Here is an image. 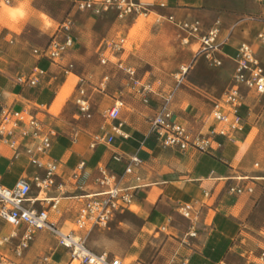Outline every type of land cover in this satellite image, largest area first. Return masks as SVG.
I'll use <instances>...</instances> for the list:
<instances>
[{
	"label": "crops",
	"instance_id": "crops-1",
	"mask_svg": "<svg viewBox=\"0 0 264 264\" xmlns=\"http://www.w3.org/2000/svg\"><path fill=\"white\" fill-rule=\"evenodd\" d=\"M39 1L41 0H12L10 7H0V111L4 107L27 110L32 115H36L46 129L54 133L51 158L59 166L57 183L63 184L62 189L54 188L46 195L39 197V202L27 204L26 207L35 209L48 207L50 220L54 222L58 217L62 227H59L57 222L54 223L63 231L68 222L73 221L75 224L78 220L80 211L87 201L85 196L104 190L96 183L100 176V168L108 166L111 162L125 167L124 162L113 161L116 153L123 155L125 161L130 156L136 155L142 160L143 165L136 169L134 174L123 177L122 169L119 179L121 188L136 190L135 206L139 207V211L120 210L106 230L111 228L118 215L130 212L142 221V232L163 233L167 242H182L190 246L191 250L182 256V261L188 259L193 264H250L246 263L245 255L256 254L252 260L257 264V258L264 252V236L256 238V235L264 233V96H259L246 88L242 89L246 96L240 108L243 116L242 129L228 137L213 138L212 147L208 153L194 149L182 152L178 149L164 148L158 138L149 133V122L155 110L163 102L161 97L167 96L165 89L150 96L149 106L141 105L136 100L132 106L125 102L120 121L123 122L122 133L126 138L117 135L113 144L100 141L93 147L96 138H104L111 133L112 122L103 121V115L113 106L114 99L118 96L112 93L110 94L112 97H108L105 88H111L112 84L109 82L105 86L102 80L93 91L104 93L111 102L102 99V106L95 109L92 105L94 93L88 94L87 90L88 99L92 103L91 118L87 119L78 113L76 122L69 123L64 119V106L66 103L75 105L79 87L87 84L85 80H82V83L76 84L78 87L74 89L75 93L72 90L68 91L66 103L57 107L58 113L51 112L57 100L61 98V90L68 83L70 75L78 80L80 76L74 73L67 74L63 67L48 61L38 62L33 55L34 48L45 47L54 37L62 38L59 34V26L62 22L51 29L44 26L41 19L43 9L38 4ZM45 1L70 2L71 11L67 17L73 19L74 27L79 25V18H84L77 14H84L88 20L93 21L91 22L93 24L101 18H111L113 26L110 33L118 27L129 33V30L135 26L132 38L134 41L149 24L151 26L148 28L149 32L153 33L155 41L165 40L166 29L175 28L177 37L175 40L181 37L182 45L190 46L191 49L199 48L201 35L218 28L217 43L221 45V48L214 54V58L221 61L222 65L216 67L215 77L220 87L226 85L223 93L232 83L236 66L235 58L242 44L247 43L254 47L264 68V45L258 39L260 34L264 35V0L262 2L256 0H140L145 3L165 2L167 7L164 9L152 8L151 15L154 14L158 19L162 17L159 22L158 19L151 20L149 18L151 15L141 20L132 16L123 22L114 14L96 18L89 13L76 11L72 7V0ZM23 3H26L25 18L16 22L2 14L4 8L19 7ZM168 17H172L173 21H169ZM88 20L85 19V26L82 25L86 33H83L84 36L80 41L75 36L73 27L75 48L65 57L64 65L73 63L76 66L77 61H86L87 53L83 42L85 38L92 36ZM195 22H199L201 26L200 33L196 35H189L179 26V24ZM123 38L128 42V35ZM114 39L107 36L100 41L97 49L99 58L106 57L110 61L123 60L116 57L121 52L113 53L109 49V43L116 41ZM111 56L114 59H111ZM201 57L194 54L191 63L194 61L197 65V62L203 59L206 65L211 66L209 61ZM37 64L45 70L39 85L35 89H30L17 84L16 79L20 76H28ZM127 64L133 66L130 63ZM107 66L116 68L112 63ZM199 66L202 69L203 65ZM102 83L104 88L100 89ZM180 94L182 95L177 98L174 96L175 100L170 104L175 122L185 126L193 135L207 134L215 124L213 121L205 123L204 115L211 113L213 104L222 94L215 99L210 112L206 114L201 111L203 108L200 109L199 106L195 108L193 104H201L200 107H203L207 98H212V94L195 90L192 92L190 87H184ZM16 135H19L18 131ZM20 144L22 145L19 149L21 155L17 157L15 150L0 142V186L13 188L19 180L31 179L35 172L23 148L31 144V140H21ZM82 162L86 166L85 174L82 175L84 184L80 187L81 184L73 181L71 176ZM236 185L253 187L254 193H246L242 196L230 194L229 188ZM37 195L38 191L33 186L31 197L34 199ZM56 197L60 201L58 211L50 209L48 201ZM183 204L194 205L198 230L196 238H186L190 222L182 218L178 212V208ZM74 211L75 217L71 219ZM25 229L22 226L14 231L0 220V237L13 233L17 235L10 244L0 249L9 257L12 264H35L39 258L49 257L39 253L42 243L39 241L43 237L42 230L35 233L30 248L24 252L23 256L15 257L13 250ZM38 232L40 233L37 234ZM53 237L58 243L57 238ZM60 248L64 251L63 255L62 252L56 255L51 254V264H62L64 257L67 258L66 264H69L67 250Z\"/></svg>",
	"mask_w": 264,
	"mask_h": 264
},
{
	"label": "built area",
	"instance_id": "built-area-1",
	"mask_svg": "<svg viewBox=\"0 0 264 264\" xmlns=\"http://www.w3.org/2000/svg\"><path fill=\"white\" fill-rule=\"evenodd\" d=\"M262 2L263 0H256ZM12 0H0V7H10ZM72 7L82 13H89L93 17L99 18L114 14L116 18L123 21L129 17L146 19L152 14V8H166L165 2L145 3L140 0H72ZM162 17H159L158 22ZM173 21L172 17H168ZM180 28L189 35L200 33V23L179 24ZM74 22L71 17H67L59 26L61 37H54L42 48H34L33 55L38 62L48 61L52 64L63 67L67 74H73L75 65L69 63L64 65V59L71 50L75 48V39L73 37ZM219 29L214 28L200 37V46L197 56L204 57L214 67H220L222 62L214 58V54L221 48L217 43ZM258 39L264 45V35L260 34ZM127 40L119 38L109 43V49L113 53H119L126 49ZM102 66L112 63L118 70L123 71L129 78L130 87L134 93L142 97L146 106L151 103L150 95L156 94L152 84L145 83L137 78V70L134 66L125 63L123 60L115 59L110 61L106 57L100 58ZM235 72L231 85L226 89L217 102L213 104L211 119L215 124L207 134L193 135L185 126L175 122L174 113L170 107L174 99L171 93L166 97H161L163 102L155 110L153 118L150 120L149 133L158 138L164 148L178 149L185 152L194 149L203 153H208L212 147V141L215 137H228L234 132L240 131L243 127V116L240 108L245 102V94L242 91L246 88L254 91L259 96H264V68L258 59L254 47L244 43L237 51L235 58ZM188 67L182 68V77L188 72ZM45 75V70L39 65H35L28 76H20L16 79L17 84L35 89L40 79ZM79 83L83 82L80 77ZM106 86L109 77H104ZM104 88L103 83L100 89ZM159 95V94H158ZM75 105L79 113L87 118H91V104L88 99L87 89L80 86ZM125 107L123 93L115 98L113 106L104 112V117L112 122L111 133L104 138H96V143L102 141L107 144H113L117 135L124 138L122 133L123 122L120 121L122 110ZM19 135H16V132ZM54 133L46 129L43 122L27 110H15L13 107H4L0 111V142L6 144L15 150L17 157L21 155L19 150L22 146L21 140H31V144L23 146L24 153L29 159L30 166L35 170L31 179L19 180L13 188L0 186V220L8 224L14 231L24 226L25 232L15 246L13 253L15 257L21 258L34 240L37 231H48L58 240L60 247L67 250L70 262L69 264H127L119 257L111 256L107 252L95 253L90 250L86 244V239L77 234L78 231H91L95 228L106 230L116 214L126 209L133 211L136 201V190L124 189L120 187L119 175L114 173L108 166L100 168V176L96 183L104 190L92 195L85 196L87 201L81 209L78 220L75 222V230L68 233L61 231L57 224L49 218V210L27 208V204L39 202V197L46 195L54 188L62 189L63 184L57 183L59 166L51 158ZM113 161L125 164L123 176L135 173V170L143 165L142 160L136 156H130L126 161L123 155L116 153ZM85 163L79 164L73 172L71 179L80 183L83 187V174ZM33 186L37 189L38 195L33 199L31 197ZM229 193L242 196L246 193L253 194V187L236 185L229 188ZM50 209L58 211L60 205L59 199L52 198L48 200ZM134 212V211H133ZM182 218L190 222L186 238H196L198 236L197 218L194 213L193 204H183L178 208ZM17 237L16 233L9 236L0 237V249L10 244ZM257 264H264V252L257 258ZM0 264H12L9 257L0 251ZM35 264H51L50 257H41ZM183 264H193L185 259Z\"/></svg>",
	"mask_w": 264,
	"mask_h": 264
},
{
	"label": "rangeland",
	"instance_id": "rangeland-1",
	"mask_svg": "<svg viewBox=\"0 0 264 264\" xmlns=\"http://www.w3.org/2000/svg\"><path fill=\"white\" fill-rule=\"evenodd\" d=\"M38 4L43 9L41 19L47 29L56 27L58 23L63 22L71 11L70 2H48L41 0ZM21 6H23L22 10L25 12L26 16V3H23L19 7L15 8H4L2 14L9 17L12 21L17 22L25 18V16L23 18H16L10 14L9 10L12 9V11L15 12L17 11V8H21ZM77 15L84 17L79 18V25L74 27L75 36L80 41L82 36H84L83 33H86L83 26H85V19L88 20V18L85 17L84 14ZM78 16L76 17L77 19ZM149 18L151 20L158 19V17L154 14ZM91 22L93 21L88 20L92 36L88 37V39L85 38V42H83V45L85 44L84 49L87 53V59L85 62L77 61L73 72L74 74L80 76L82 80H85L87 84L84 88L88 90V94H91L92 92L94 93V97L92 99L93 104H90H92L95 109L102 106V99H104V101L106 100L107 102H111L110 99L104 96V93L100 94L98 91H93V89L100 85L104 76L109 77L106 86L109 82L112 84L111 88H105V92H108V97L111 98L112 96L110 94L112 93L117 96L123 93V98L127 104L132 106L134 105L133 102L135 100L141 105L144 104L140 95L135 97L136 94L130 87L129 78L123 71H120L117 68H112L111 66L101 65L97 49L100 45V41L107 36L111 37V39L115 38L114 40H118V38H116L118 36L121 38L127 35L129 36L126 49L121 51V54L116 57H120L126 63L132 64L137 70V78L143 81V84H152L155 92L165 89V93H167V95L173 93L177 98V96L182 95L180 94V91H182L184 87H190L192 88V92L195 90L197 92L204 91L207 94H212V98H207L208 100L203 104V107H200L201 104H193L194 107L199 106L200 109L203 108L201 111L204 114L208 113L215 99L219 98L226 88V85L224 87H220V84L216 80V67L206 65L204 61H202L203 59L199 60L197 65H195L194 61L191 63V58L194 54L197 55L198 48L194 47L191 49L190 46L182 45L181 37L175 40V38H177L175 35V28L166 29L165 40L155 41V36L151 31L149 32L148 28H151V26L148 24L147 29L144 30L136 41H134L132 38L136 29L135 26L129 30V33H127L128 31L119 29V27L113 29L110 33L113 26L111 18H101L94 24ZM112 58L113 57L111 56V59ZM200 64L203 65L202 69L199 68ZM186 67L189 68L188 72L184 75V77H182V68ZM78 82L79 80L76 77L70 75L68 83L61 90L62 100L61 98L57 100L55 107L51 109L52 113H58L57 107L66 103L68 99V91H74V89L78 87L76 86ZM73 93H75V91ZM174 100L175 99H173V101ZM104 105L107 104L104 103ZM64 111V119L67 122H76L75 118L79 113L76 105L66 103ZM204 117L205 123H211V113L204 115ZM103 121H108L104 115ZM135 207L136 209L133 207V211H139V207ZM46 208L48 209V207ZM74 215L75 211L73 212V218L71 219H74ZM54 222H57L58 226L62 227V223L59 221L58 217L55 218ZM141 228L142 221L134 214L125 212L117 216L109 230H84L78 231L77 234L85 237L88 248L93 252L101 253L106 251L109 254L118 256L127 264H183L182 256L191 250L190 246L182 242H167V238L163 233L158 234L156 231L142 232ZM75 229V224L71 221L63 228V232L68 233ZM39 233L40 232L37 234ZM42 233L43 237L39 241L42 242L40 244L39 253L49 257L51 254L56 255L61 254V252L63 255V249L58 246V243L52 234L44 230ZM262 236H264L263 232L256 235V238H261ZM255 255L256 254H252L251 256L245 255L246 263L249 262L250 264H256L252 260ZM63 260L64 262H62V264H66L67 258L64 257Z\"/></svg>",
	"mask_w": 264,
	"mask_h": 264
},
{
	"label": "trees",
	"instance_id": "trees-1",
	"mask_svg": "<svg viewBox=\"0 0 264 264\" xmlns=\"http://www.w3.org/2000/svg\"><path fill=\"white\" fill-rule=\"evenodd\" d=\"M108 168L111 169L117 175H121L122 169L124 170V167H121L120 165L113 163V162L108 164Z\"/></svg>",
	"mask_w": 264,
	"mask_h": 264
},
{
	"label": "clouds",
	"instance_id": "clouds-1",
	"mask_svg": "<svg viewBox=\"0 0 264 264\" xmlns=\"http://www.w3.org/2000/svg\"><path fill=\"white\" fill-rule=\"evenodd\" d=\"M23 6H21V8H17V11L13 12L12 9H10V14L20 18H23L25 16V12L22 10Z\"/></svg>",
	"mask_w": 264,
	"mask_h": 264
},
{
	"label": "bare ground",
	"instance_id": "bare-ground-1",
	"mask_svg": "<svg viewBox=\"0 0 264 264\" xmlns=\"http://www.w3.org/2000/svg\"><path fill=\"white\" fill-rule=\"evenodd\" d=\"M134 208H135V206H134Z\"/></svg>",
	"mask_w": 264,
	"mask_h": 264
}]
</instances>
